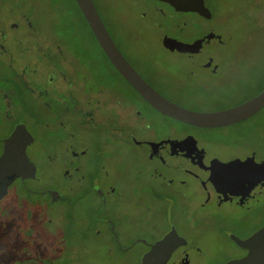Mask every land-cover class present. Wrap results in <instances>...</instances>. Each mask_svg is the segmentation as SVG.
<instances>
[{"label": "flooded vegetation", "instance_id": "af4514ba", "mask_svg": "<svg viewBox=\"0 0 264 264\" xmlns=\"http://www.w3.org/2000/svg\"><path fill=\"white\" fill-rule=\"evenodd\" d=\"M22 2L0 0V156L5 140L19 124H25L35 138L27 146L35 162L29 148L37 136L30 122L41 119L28 102L32 91L42 101L44 119L56 121V130L66 136L59 139V164L68 184L64 193L31 185L41 182L35 162L36 178L17 179L20 195L29 206H34L31 193L61 201L59 229L79 237L83 244L94 240L115 250L122 264H144L153 245L172 232L178 234L179 242L165 264H198L206 250L218 244L221 264L245 256L248 249L239 241L264 226V106L242 120L220 126L194 125L164 114L103 48L105 74L87 65L60 33L43 38ZM205 3L211 17L177 10L161 0L138 6L134 15L116 12L109 19L97 9L122 54L149 84L183 107L215 112L242 104L264 90V52L208 49L226 42L214 28L187 36L192 23L188 19L178 22L175 14L194 13L210 20L214 12ZM142 18H149L160 29L156 39L160 48L182 55L188 66L176 73L160 65L162 59L137 48L142 35L138 20ZM211 32L215 35L207 37ZM166 36L188 43L205 40L199 50L180 51L165 44ZM42 47L55 73L44 78L42 87L33 88L27 77L29 60L21 58L31 48L40 51ZM158 117L165 120L163 126L157 124ZM83 124L102 132L91 161L82 160L88 148L77 149ZM50 125L44 122L45 127ZM116 142L122 144L118 152L112 149ZM132 146L144 149L148 161L116 162L119 157L131 159ZM234 160L239 161L229 165ZM52 191L58 192L56 200ZM78 207L85 210L77 213ZM51 256L45 259L59 257V252Z\"/></svg>", "mask_w": 264, "mask_h": 264}, {"label": "rangeland", "instance_id": "374dc122", "mask_svg": "<svg viewBox=\"0 0 264 264\" xmlns=\"http://www.w3.org/2000/svg\"><path fill=\"white\" fill-rule=\"evenodd\" d=\"M94 1L106 19L112 18L116 12L134 15V10L138 6L155 2V0ZM206 2L214 12V17L210 20L202 19L194 13L175 14L178 22L188 19L192 23V26L186 29L187 36L202 34L214 28L226 37V42L216 47L210 46L208 49L264 52V0H206ZM22 5L38 24L43 38L60 33L82 60L87 61V65L100 73H106L105 54L76 0H23ZM166 10L169 11L168 8ZM133 18L136 19V16ZM138 26L142 28V35L137 41L138 49L149 51L150 55L162 59L163 63L160 65L176 73L188 66L182 55L168 53L160 48L156 42L160 29L149 18L138 20ZM45 51L43 47L40 51L31 48L27 55L21 58L26 57L29 60L27 77L33 88L42 87L44 78L55 73L53 62L44 54ZM25 60L23 59V62ZM28 102L39 113L41 119L39 122L34 120L30 122L37 141L29 148V152L39 166L41 178V182H31V185L39 188L52 187L64 193L68 189V184L63 180V171L59 164L61 158L59 139L64 140L66 136L64 132L56 130V124L58 125L56 121L44 119L42 101L32 91L28 93ZM45 121H49L51 125L45 127ZM156 122L159 126L165 124V120L160 117L156 118ZM99 130L94 125L83 124L78 131L80 141L77 149L81 150L82 147L89 149L82 160L91 161L95 157L99 147V134L102 133ZM103 136L106 137L107 134L103 133ZM121 148L122 144L119 142L112 143L113 150L118 152ZM129 151L131 159L119 157L116 162L148 161V155L146 156V151L141 147L132 146ZM19 184L20 180L15 181L9 195L0 200V264H122L117 260L115 250L110 251L94 240L83 244L79 237L59 229V215L63 210L61 201H51L46 194L31 193L29 199L34 205L31 208L28 204L30 202L20 195ZM76 210L77 213H81L85 208L78 207ZM54 251L59 252V257L49 258L52 263L45 259V256H51ZM221 253L220 244L211 245L206 250L205 258L198 264H221ZM128 264L133 263L130 261Z\"/></svg>", "mask_w": 264, "mask_h": 264}, {"label": "water", "instance_id": "95a60500", "mask_svg": "<svg viewBox=\"0 0 264 264\" xmlns=\"http://www.w3.org/2000/svg\"><path fill=\"white\" fill-rule=\"evenodd\" d=\"M76 1L106 54L138 91L162 113L194 125L220 126L242 120L264 106V90L242 104L215 112L195 111L171 101L149 84L125 58L105 25L94 0ZM161 1L170 3L180 11H197L207 17L212 16L205 0ZM213 35L215 33L211 32L207 37L211 38ZM204 40L205 38H199L192 43H188L166 36L165 44L171 49L195 51L201 49ZM34 139L33 134L27 129L26 125L19 124L5 140L4 152L0 156V200L7 195L9 186L18 178L37 177V165L27 153V146ZM237 161L239 160H234L229 165H233ZM52 193L54 194V200H56L58 192L52 191ZM177 238L178 234L172 232L157 241L152 249L147 252L144 264H165L179 242ZM239 242L248 249V253L225 264H264V226L247 240Z\"/></svg>", "mask_w": 264, "mask_h": 264}]
</instances>
